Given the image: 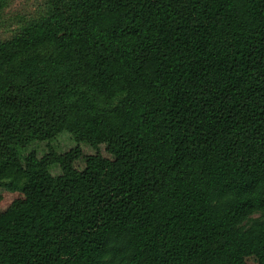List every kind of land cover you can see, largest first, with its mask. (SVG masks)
Listing matches in <instances>:
<instances>
[{
    "label": "trees",
    "instance_id": "1",
    "mask_svg": "<svg viewBox=\"0 0 264 264\" xmlns=\"http://www.w3.org/2000/svg\"><path fill=\"white\" fill-rule=\"evenodd\" d=\"M24 22L0 40V264H264V0Z\"/></svg>",
    "mask_w": 264,
    "mask_h": 264
},
{
    "label": "rangeland",
    "instance_id": "2",
    "mask_svg": "<svg viewBox=\"0 0 264 264\" xmlns=\"http://www.w3.org/2000/svg\"><path fill=\"white\" fill-rule=\"evenodd\" d=\"M44 3L45 0H2L0 3V40L10 37L14 31L24 25V21L42 14L44 12ZM118 102V100H113L102 103L106 107H112ZM68 141L67 137L60 136L53 141V146L56 150L65 149ZM42 149H45L44 146ZM260 215L261 213H257L250 216V218L254 219Z\"/></svg>",
    "mask_w": 264,
    "mask_h": 264
}]
</instances>
